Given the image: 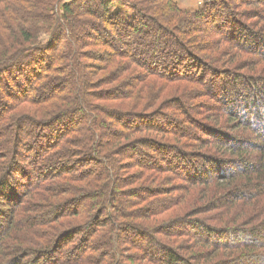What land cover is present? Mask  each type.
Wrapping results in <instances>:
<instances>
[{
    "label": "trees",
    "instance_id": "1",
    "mask_svg": "<svg viewBox=\"0 0 264 264\" xmlns=\"http://www.w3.org/2000/svg\"><path fill=\"white\" fill-rule=\"evenodd\" d=\"M239 6L0 0V264H264V0Z\"/></svg>",
    "mask_w": 264,
    "mask_h": 264
},
{
    "label": "rangeland",
    "instance_id": "2",
    "mask_svg": "<svg viewBox=\"0 0 264 264\" xmlns=\"http://www.w3.org/2000/svg\"><path fill=\"white\" fill-rule=\"evenodd\" d=\"M68 1V0H67ZM177 3H178V5H179V7L182 9V10H196V9H198V7H200L203 3H205V2H207V1H209V0H188V7L187 8H182V6L179 4V1L178 0H175ZM226 1H228V3L230 2V0H226ZM242 1H247V2H249L250 0H232V4H233V7L234 8H237V5L239 6V4H241V2ZM159 4V3H158ZM116 5H118V4H116ZM115 5V6H116ZM126 7V6H123L122 4H119L118 5V7ZM242 6V5H241ZM241 6H239V8H237V18H238V20L239 21H241V23H243V24H241V25H246L245 27H247V28H249L250 27V24L248 25L247 23H249V22H247V21H242L241 19H240V14H241V12H242V10L243 9H245V7H241ZM128 9V8H127ZM129 14H131L132 12H131V10L129 9L128 11H127ZM240 15V16H239ZM219 25V24H218ZM224 30V29H223ZM226 30V29H225ZM214 33H218L217 35H224L223 34V32H221L220 33V29H214ZM243 33V35L241 36H239V35H237L236 34V36L235 37H237L238 38V36H239V38H245V33L244 32H242ZM137 34V33H136ZM241 34V33H240ZM133 36V35H132ZM136 36V35H135ZM151 37V36H150ZM128 38H130V37H128ZM243 38V39H244ZM141 40H140V43H141V46L139 47V49L140 50H142V49H145V48H148V49H150V50H154L155 48H157V50H155L156 52L158 51V49L161 51V50H163V45L161 44V46H160V48L158 47V42L157 43H154L153 42V40L151 39V38H149V39H147V38H144V37H142L141 36V38H140ZM161 40V39H160ZM87 63H89V65H91V60H85ZM201 61H202V64H205V65H211L212 63H208V61H206L205 59L203 60V59H201ZM87 70H89V71H91L92 72V70H94V69H87ZM96 70V69H95ZM98 77H100V74H98ZM112 87H110V86H104V88H102V89H109V91H110V88H113L114 86H115V83H113L112 85H111ZM102 89L99 87V89L98 90H93V91H102ZM182 101H183V99L180 101L181 102V104H182ZM189 101V103H190V100H188ZM188 103V102H187ZM158 110H160V109H158ZM146 116H148V118L149 119H152V117H151V115L150 114H146ZM198 116V115H197ZM76 118H80L79 116H77ZM185 127V126H184ZM186 130H190V131H192L195 135H197V136H199V134L197 133V131H195L194 129H191V128H189V127H187L186 128ZM188 132V131H187ZM74 158H67V159H65V160H63L62 161V163L60 164L62 167L64 166L65 168H69L70 169V167H72V161H75V160H73ZM76 162V161H75ZM74 162V163H75ZM74 168H76L75 166L73 167V169Z\"/></svg>",
    "mask_w": 264,
    "mask_h": 264
},
{
    "label": "crops",
    "instance_id": "3",
    "mask_svg": "<svg viewBox=\"0 0 264 264\" xmlns=\"http://www.w3.org/2000/svg\"><path fill=\"white\" fill-rule=\"evenodd\" d=\"M179 4L182 6V8L188 7V0H178Z\"/></svg>",
    "mask_w": 264,
    "mask_h": 264
}]
</instances>
